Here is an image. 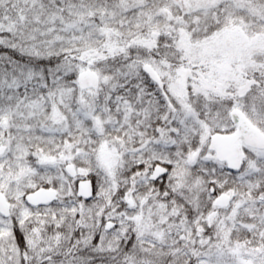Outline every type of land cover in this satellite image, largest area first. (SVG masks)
I'll return each instance as SVG.
<instances>
[{"label": "snow or ice", "instance_id": "6c2138e0", "mask_svg": "<svg viewBox=\"0 0 264 264\" xmlns=\"http://www.w3.org/2000/svg\"><path fill=\"white\" fill-rule=\"evenodd\" d=\"M0 264H264V0H0Z\"/></svg>", "mask_w": 264, "mask_h": 264}]
</instances>
